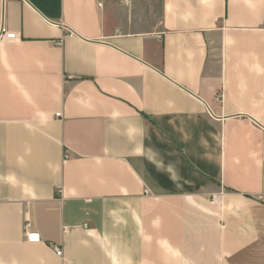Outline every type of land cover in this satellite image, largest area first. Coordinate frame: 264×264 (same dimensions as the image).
Instances as JSON below:
<instances>
[{"label":"crops","instance_id":"obj_1","mask_svg":"<svg viewBox=\"0 0 264 264\" xmlns=\"http://www.w3.org/2000/svg\"><path fill=\"white\" fill-rule=\"evenodd\" d=\"M122 1L0 0V264H264V0Z\"/></svg>","mask_w":264,"mask_h":264},{"label":"built area","instance_id":"obj_2","mask_svg":"<svg viewBox=\"0 0 264 264\" xmlns=\"http://www.w3.org/2000/svg\"><path fill=\"white\" fill-rule=\"evenodd\" d=\"M132 1H134V0H123L122 3L124 5H128ZM15 40H16V35L15 34L6 32L3 29L1 30V32H0V43L13 42ZM57 116H59V115H57ZM218 200H219V197H214L212 199V203L215 204V203L218 202ZM29 228H30V224L27 221L25 223L24 227H23V233H24V236H25L26 241H28V242H38L39 241V237L36 236V235L30 234L29 233ZM53 251H54L55 255L58 258H61L62 257V251H61V249L59 247L54 246L53 247Z\"/></svg>","mask_w":264,"mask_h":264}]
</instances>
